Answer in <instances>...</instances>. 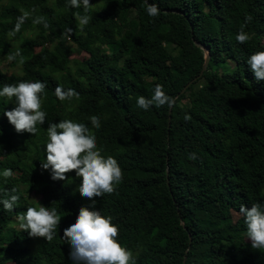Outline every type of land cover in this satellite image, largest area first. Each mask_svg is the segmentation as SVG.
<instances>
[{"label": "trees", "instance_id": "obj_1", "mask_svg": "<svg viewBox=\"0 0 264 264\" xmlns=\"http://www.w3.org/2000/svg\"><path fill=\"white\" fill-rule=\"evenodd\" d=\"M0 264H264V0H0Z\"/></svg>", "mask_w": 264, "mask_h": 264}, {"label": "rangeland", "instance_id": "obj_2", "mask_svg": "<svg viewBox=\"0 0 264 264\" xmlns=\"http://www.w3.org/2000/svg\"><path fill=\"white\" fill-rule=\"evenodd\" d=\"M74 57H78V56H80V57H82V56H87V53L86 52H84V53H82L81 55L79 54H74L73 55ZM194 93V91H190L189 92V95L191 96L192 94ZM88 178V179H87ZM95 178V177H94ZM94 179L92 178V177H90V176H86V177H84V179H83V181H82V183H81V185H80V188L81 187H83V186H86V185H88V184H90L92 181H93ZM38 194H32V200L35 202V203H37V205H38V207H39V203H38V200L40 199L38 196H37ZM239 216H240V214L239 213H237V212H234V217H233V220H237L238 218H239ZM254 238H251V240H253Z\"/></svg>", "mask_w": 264, "mask_h": 264}, {"label": "water", "instance_id": "obj_3", "mask_svg": "<svg viewBox=\"0 0 264 264\" xmlns=\"http://www.w3.org/2000/svg\"><path fill=\"white\" fill-rule=\"evenodd\" d=\"M196 44L198 45V46H200L202 49H204L205 51H206V54H205V62H204V65H203V69H202V71H201V74L199 75V76H197L196 78H194L193 80H191L185 87H184V89L182 90L183 92H185L186 90H187V88L195 81V80H197L202 74H203V72L207 69V67H208V65H209V62H210V58H211V54H210V50H209V48L205 45V44H203V43H201V42H199V41H196ZM171 118V117H170ZM186 261V260H185Z\"/></svg>", "mask_w": 264, "mask_h": 264}, {"label": "bare ground", "instance_id": "obj_4", "mask_svg": "<svg viewBox=\"0 0 264 264\" xmlns=\"http://www.w3.org/2000/svg\"><path fill=\"white\" fill-rule=\"evenodd\" d=\"M127 91V90H126Z\"/></svg>", "mask_w": 264, "mask_h": 264}, {"label": "clouds", "instance_id": "obj_5", "mask_svg": "<svg viewBox=\"0 0 264 264\" xmlns=\"http://www.w3.org/2000/svg\"><path fill=\"white\" fill-rule=\"evenodd\" d=\"M88 233V232H87Z\"/></svg>", "mask_w": 264, "mask_h": 264}]
</instances>
